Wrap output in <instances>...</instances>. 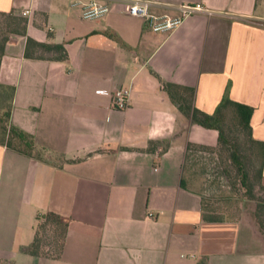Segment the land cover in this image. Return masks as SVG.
I'll return each instance as SVG.
<instances>
[{
  "label": "crops",
  "instance_id": "crops-1",
  "mask_svg": "<svg viewBox=\"0 0 264 264\" xmlns=\"http://www.w3.org/2000/svg\"><path fill=\"white\" fill-rule=\"evenodd\" d=\"M83 1L0 0L31 10L27 33L7 41L0 87L35 145L0 141V264H264L254 210H215L187 179L188 143L215 146L219 131L193 122L165 84L193 86L209 113L226 92L254 106L264 141V0H148L157 15L204 5L170 31L127 12L128 0H101L110 10L86 19ZM28 36L64 43L69 58L26 56ZM121 86L124 109L111 95ZM49 212L62 242L33 254L25 247Z\"/></svg>",
  "mask_w": 264,
  "mask_h": 264
},
{
  "label": "trees",
  "instance_id": "trees-1",
  "mask_svg": "<svg viewBox=\"0 0 264 264\" xmlns=\"http://www.w3.org/2000/svg\"><path fill=\"white\" fill-rule=\"evenodd\" d=\"M27 25L28 17L16 12L15 9H11L10 11L0 10V64L10 36L12 34H26ZM38 50H40L39 53ZM25 54L30 57H42L58 60H67L69 58L68 50L64 43L38 41L31 36L27 37ZM165 84L170 96L179 104L180 109L188 115L193 122L202 124L206 127L216 128L219 131L218 143L215 146H208L193 142L188 143L186 160L189 150L193 147L210 148L212 150H220L222 148L229 149V160L231 163L236 165L238 169L240 187L244 188V192L248 197L257 200L258 206L256 215L260 225L264 229V141L256 139L253 136L251 117L254 111V106L235 100L228 92H226L219 102L216 110L213 113H209L194 105L195 88L193 86L180 85L170 81H166ZM11 88L12 90L14 89V87ZM229 113H232L235 125L239 129L246 130L250 140L258 146L256 156L260 157V165L255 172L253 171L250 173L247 169L243 154L238 144L232 143L227 138L224 122L226 121ZM10 115L11 110L10 105L8 104L6 110L0 118L4 121V123L1 124L3 137L0 138V141L18 150L31 153L35 148L33 135L12 124L10 122ZM187 177V179H193V176L190 174H187ZM54 216L56 219L60 220V215L54 212H49L44 215L45 219L40 221L34 241L25 247L27 251L33 254H38L40 252L43 245L41 229L49 222L50 218Z\"/></svg>",
  "mask_w": 264,
  "mask_h": 264
},
{
  "label": "rangeland",
  "instance_id": "rangeland-1",
  "mask_svg": "<svg viewBox=\"0 0 264 264\" xmlns=\"http://www.w3.org/2000/svg\"><path fill=\"white\" fill-rule=\"evenodd\" d=\"M10 92L9 88L0 87V118L9 104ZM3 123L0 119V138L3 137ZM224 126L228 140L240 147L247 169L250 173L257 171L260 165V157L256 156L258 146L250 140L246 130L235 125L232 113L227 115ZM185 168L187 174L193 176L195 187L201 190L215 210L232 217L245 208L253 209L258 220L257 200L248 197L240 187L238 169L229 160V149L193 147L188 152ZM41 233L45 249L57 251L62 242V227L48 222Z\"/></svg>",
  "mask_w": 264,
  "mask_h": 264
},
{
  "label": "built area",
  "instance_id": "built-area-1",
  "mask_svg": "<svg viewBox=\"0 0 264 264\" xmlns=\"http://www.w3.org/2000/svg\"><path fill=\"white\" fill-rule=\"evenodd\" d=\"M204 8L201 3H183L179 6V13L176 15H157L151 12L148 0H128L127 4V12L143 16L154 31H170L179 26L187 16ZM109 10V5L101 0H86L83 1L82 16L86 19H97L104 16ZM30 14V9L22 11V15L29 16ZM101 92L110 93L106 89H102ZM111 95L114 106L124 109L130 102L131 89L121 86L114 89Z\"/></svg>",
  "mask_w": 264,
  "mask_h": 264
}]
</instances>
